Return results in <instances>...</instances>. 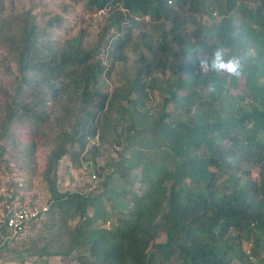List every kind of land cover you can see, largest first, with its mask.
I'll return each instance as SVG.
<instances>
[{
    "label": "trees",
    "instance_id": "16d2710c",
    "mask_svg": "<svg viewBox=\"0 0 264 264\" xmlns=\"http://www.w3.org/2000/svg\"><path fill=\"white\" fill-rule=\"evenodd\" d=\"M207 1L84 0L86 13L104 9L110 14L96 46L87 50L80 34L53 42L46 28L25 14L0 19V45L15 67L8 88L0 86V158L18 152L21 143L26 158L33 159L39 148L46 152L41 172L49 195L45 215L55 235L67 237L63 249L44 245L41 255L69 256L75 248H86L75 257L78 264H252L264 248V0L203 5ZM184 9L199 20L181 17ZM207 12L216 13L213 29L202 24ZM144 20L162 29L158 50L166 49L168 37L177 47L174 76H153L165 69L163 57L142 60L131 78L111 93L102 92L100 81L112 66L101 56L122 61L131 40L125 26ZM165 22L170 23L167 31ZM196 46L209 60L217 46L229 54L250 53L244 94L233 98L236 103L225 101L227 74H202L195 67L204 58L191 52ZM230 78L234 86L237 78ZM211 81L217 82L215 94L208 91ZM158 90L166 95L161 113L153 116L147 105ZM246 96L248 110L241 106L233 115ZM146 121L148 126L138 127ZM103 144L121 149L112 172L120 189H110L112 178L101 181L94 169L98 186L90 191L98 193L100 185L98 194L61 192L59 161L67 156L77 167L93 163L90 154ZM220 144L241 151L257 177L247 170L239 177L228 172L218 181L222 169H230ZM200 149L208 155L199 156ZM103 197L114 201L119 216L97 226Z\"/></svg>",
    "mask_w": 264,
    "mask_h": 264
},
{
    "label": "rangeland",
    "instance_id": "374dc122",
    "mask_svg": "<svg viewBox=\"0 0 264 264\" xmlns=\"http://www.w3.org/2000/svg\"><path fill=\"white\" fill-rule=\"evenodd\" d=\"M84 0H0V19H9V16L14 15H27L34 19V21L42 28H46L49 37L53 42L61 43L64 39L78 36L79 34L83 38V47L85 50L93 49L96 46L99 35L102 31L103 26L107 23V18L110 14L96 15L86 13L84 11ZM211 1L203 2V5L210 6ZM181 17H188L189 19L194 18L198 21L199 18L196 15H191L188 10L180 11ZM216 13L208 14L201 19L202 24L209 29L217 22ZM51 22V24H50ZM51 25V26H50ZM138 26L130 27L125 26L124 30L130 29L131 40L128 47L124 49V59L114 60L113 57L106 58V55H102L101 58L106 66H112L109 69V75H104V80L100 81L101 91L106 93L113 92L114 88L121 85L125 79L131 78L134 72L141 64L142 60L151 61L153 58L159 59L163 57L165 61L162 64L165 65L163 72L161 70L154 74L155 78L160 80L166 78L168 75L174 76L173 70H176L178 63L177 47L170 42L169 37L165 40L167 46L164 51H160L157 45L161 43L162 29L155 28L154 25L150 24L147 20L140 21L137 23ZM188 25V24H187ZM170 27L169 22H165L164 30ZM187 29L192 30V24L187 26ZM110 32V31H109ZM108 32V33H109ZM112 32V31H111ZM238 54V53H236ZM247 54H239L241 56H248ZM252 54V52H251ZM198 65H195L197 67ZM164 67V66H163ZM247 67V65L245 66ZM14 65L9 60L6 50L0 45V86L8 88L12 76L14 74ZM8 69V70H7ZM202 74L206 71L202 69ZM224 75V73H221ZM185 77V76H184ZM229 79L224 82V87L228 89L229 93L226 98V103L234 97L243 95V89L245 86V77L242 75L236 80V84L229 85ZM160 82L158 81V84ZM228 85L230 87H228ZM180 94V93H179ZM164 91H155L153 98L148 103L150 113L153 116H157L162 111V98L165 96ZM200 95L205 96V92H201ZM179 96V95H178ZM236 103V100H233ZM249 97L244 98V102H237L239 106L233 109V115L239 114V110L242 106L243 110H248ZM221 108V106H219ZM222 110H226V107H222ZM57 118L58 115H52ZM53 120V119H50ZM54 125V124H52ZM148 126V121L141 123L138 127ZM120 128V127H119ZM219 143V141L217 142ZM21 143L17 146L18 152L12 151L3 155L0 158V185L9 184L11 188L18 187V183L21 184L22 196L37 205L44 204L48 201L49 195L45 188L44 183L41 179V172L45 162L46 152L39 148L34 155V158H26L23 156L21 151ZM220 148L223 151H227V156L235 157L238 161L236 167L224 168L219 173L218 181H222L226 178L228 172L233 173L235 176H243V171L251 172L253 178L257 177V169L252 165L248 164L244 159L241 158L240 152L232 151L229 147L220 144ZM119 147H111L108 145H99L96 147L95 154H90L91 162H83L82 166L77 167L70 163L67 156L63 157L59 161L57 169V186L61 192L64 191H79L88 194L92 197L98 194L102 186L99 185L100 191L96 193L97 189L92 187L98 186V181L95 184V180L91 179L92 171L98 169L99 178L101 181L105 176H110L112 181L109 183L110 189L118 191L119 179L116 175H113L114 164L119 159ZM204 150L200 149L197 151L199 156L208 155V152L203 153ZM129 152H125L123 157H128ZM134 181L136 178L134 175L131 177ZM16 184V186H15ZM122 185V183H121ZM138 182H134L133 188L136 190ZM117 200V199H115ZM114 201L106 200L102 198L103 212L102 219L96 222L97 226H108L109 222H112L115 217L119 216L118 209L112 208ZM118 202V201H115ZM121 202V201H120ZM119 203H117L118 205ZM71 226L76 224V221L69 223ZM55 227L52 228L49 225V221L44 215L41 219L30 225V228L26 236L20 241L14 242L10 246H7L2 252H0V264H78L75 257L78 254L86 253V248H75L73 253L69 256H46L41 255L42 246L47 245L50 251L63 249L66 244V235H55ZM161 239V238H160ZM250 246L246 242L243 244V249L248 252ZM264 261V248L259 250L257 258H252L250 262L252 264H263Z\"/></svg>",
    "mask_w": 264,
    "mask_h": 264
},
{
    "label": "built area",
    "instance_id": "2783aa9c",
    "mask_svg": "<svg viewBox=\"0 0 264 264\" xmlns=\"http://www.w3.org/2000/svg\"><path fill=\"white\" fill-rule=\"evenodd\" d=\"M105 12L104 9L99 10L96 15H103ZM90 142L94 143L93 140ZM91 179L97 183L96 172L92 171ZM17 185L16 188H11L10 183L0 185V248L23 239L30 225L41 219L49 208L47 202L37 205L26 200L20 192L21 184Z\"/></svg>",
    "mask_w": 264,
    "mask_h": 264
},
{
    "label": "clouds",
    "instance_id": "9594fccd",
    "mask_svg": "<svg viewBox=\"0 0 264 264\" xmlns=\"http://www.w3.org/2000/svg\"><path fill=\"white\" fill-rule=\"evenodd\" d=\"M192 53L203 55L204 58L198 61V66L207 71L215 72L217 74H227L229 77L239 79L245 71L246 58L239 54H229L223 46H217L209 60L204 53V48L196 46L191 49ZM217 82L211 81L208 84V91L215 94L217 92ZM224 163L231 167H236L238 161L235 157L228 156L225 158Z\"/></svg>",
    "mask_w": 264,
    "mask_h": 264
}]
</instances>
